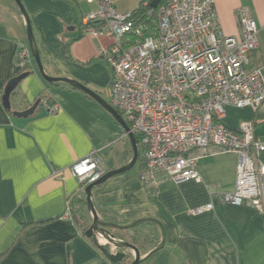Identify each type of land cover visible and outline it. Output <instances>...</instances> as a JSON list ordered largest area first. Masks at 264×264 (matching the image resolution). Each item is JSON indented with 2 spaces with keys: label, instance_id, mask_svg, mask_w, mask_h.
<instances>
[{
  "label": "crops",
  "instance_id": "0c3cea01",
  "mask_svg": "<svg viewBox=\"0 0 264 264\" xmlns=\"http://www.w3.org/2000/svg\"><path fill=\"white\" fill-rule=\"evenodd\" d=\"M141 1L114 0L120 12L133 11ZM215 1L226 35L240 33L239 9L254 17L260 46L251 56L250 67L264 70V0ZM22 2L45 72L83 82L111 104L112 71L100 55L112 39L84 31V17L96 4ZM23 45L29 46L24 14L15 0H0V264H115L85 234L70 209L71 200L85 196L70 166L93 150L101 155L112 148L103 169L122 167L133 157L131 140L97 100L68 83L47 82L35 62L33 73L11 94V109L6 108L5 88L20 70L18 51ZM44 95L50 105L58 106L57 111L40 104L32 116L14 113ZM244 121H253L255 136L264 140V101L258 108L226 106L224 123L229 128L236 130ZM113 140L116 147L110 145ZM138 151L135 166L96 186L92 199L100 213L122 222L157 221L120 232L140 248L143 258L161 246L144 264H264V213L221 198L234 188L237 153L202 158L201 181H167L152 192L140 179V144ZM209 203L212 209L193 212ZM86 217L91 223V212ZM127 253L132 261L133 252Z\"/></svg>",
  "mask_w": 264,
  "mask_h": 264
},
{
  "label": "built area",
  "instance_id": "2783aa9c",
  "mask_svg": "<svg viewBox=\"0 0 264 264\" xmlns=\"http://www.w3.org/2000/svg\"><path fill=\"white\" fill-rule=\"evenodd\" d=\"M88 2L96 8L84 17V31L112 39L100 56L112 71L111 105L129 125L123 135L139 137L144 186L154 192L167 181H201L202 158L234 152L240 157L236 182L221 198L264 213V140L255 136L253 121L236 130L224 123L227 105L258 108L264 101V70L250 67L260 46L250 12L238 10L240 33L231 36L221 29L215 0H163L155 8V36L136 25L132 11H118L114 0ZM33 62L30 47L21 46L19 66ZM40 104L58 110L47 95ZM102 163L97 149L70 166L83 191L105 174Z\"/></svg>",
  "mask_w": 264,
  "mask_h": 264
},
{
  "label": "water",
  "instance_id": "95a60500",
  "mask_svg": "<svg viewBox=\"0 0 264 264\" xmlns=\"http://www.w3.org/2000/svg\"><path fill=\"white\" fill-rule=\"evenodd\" d=\"M15 1L19 5L22 13L25 16L26 24H27V37H28L29 47H30L31 53H32L34 60H35V63L37 64L38 70H39L40 74L42 75V77L49 83L64 82V83H68L69 85H71V86H73L79 90L84 91L89 96H91L95 100H97L101 105H103V107H105L117 119V121L122 125L124 131H129V125L124 120L121 113H119V111L117 109H115L97 91L91 89L85 83L80 82L76 79H72V78H68V77L51 76L45 72V69H44V66L42 63V59H41V55H40V51L38 49V46H37V43L35 40V36H34V32H33V28H32V24H31L29 15H28L25 7H24L22 0H15ZM159 2H160V0H153L151 2L150 6L153 9H155V8H157ZM28 75H29L28 72H24L18 76H15L14 78H12L8 82V84L5 88L4 104H5V107L8 108L9 110L11 109V100H10L11 93L18 86V84L24 78H26ZM39 105H40V98L37 99L34 102V104L31 107H29L28 109H25L23 111H15L14 113L17 115H20V116L28 117V116L33 115L36 112ZM128 136L131 140L132 149H133V157L130 160V162L123 165L122 167H119L117 169H112L110 171L105 172V174L100 179H98L97 181L87 185L85 188V191H84L85 197H86V202H87V208L91 212V215H92V221H91L89 227L86 229L85 234L88 237L93 238L96 242H98L101 246H103L105 251L108 253L110 260L115 264L119 263L120 261H122L127 256V254H128L127 250L128 249L131 250L134 254L133 260L130 264H141L143 257L141 256L140 248L135 243H132L130 241H127L125 239H121V238L117 237L116 235L111 233V231L108 229L109 224L102 222L100 220L98 212L96 210V207L93 203L92 190L96 186L105 182L107 179H109V178H111L117 174L126 172L135 166V164L137 163L138 158H139L137 138L133 133H129ZM100 239L106 240L107 243L101 244ZM106 245H109L110 247L114 246L117 249V251L116 252L109 251V249H107Z\"/></svg>",
  "mask_w": 264,
  "mask_h": 264
},
{
  "label": "trees",
  "instance_id": "16d2710c",
  "mask_svg": "<svg viewBox=\"0 0 264 264\" xmlns=\"http://www.w3.org/2000/svg\"><path fill=\"white\" fill-rule=\"evenodd\" d=\"M153 0H142L139 6L132 11L133 18L136 20V25L137 26H142L143 30L146 35H157L158 34V22H157V16H156V9H153L150 4ZM163 0H160L162 2ZM152 10V13L150 14L149 12ZM131 41H135L136 37L133 34H130ZM35 62V60H34ZM33 62V64H34ZM33 64H27L24 65L23 67H20L19 72L16 74V76L28 72L29 75L33 73ZM14 78V77H13ZM16 89V88H15ZM13 90V92L15 91ZM12 92V93H13ZM11 93V94H12ZM40 106V105H39ZM39 108V107H38ZM37 111V110H36ZM35 114V113H34ZM33 114V115H34ZM32 116V115H31ZM137 143L139 142V137L137 136ZM140 160V157L138 158V161ZM143 167V163H142ZM94 203V202H93ZM87 202H86V197L82 196H76L73 200L70 202V209L74 213L75 218L77 219V222L79 225L86 231V229L89 227L90 223L89 220L87 219V215L90 216V211L87 208ZM99 215V218L102 222H105L109 224L108 229L116 235L117 237L121 239H125L122 234H120L121 231L125 230H134L138 229L139 227L143 225H148L151 223H157L154 219L151 218H144V219H139L134 222H122L118 220L117 218L106 214V213H100L98 209H96ZM91 238V237H90ZM96 244H98L105 253H107L104 249L103 246H101L98 242H96L93 238H91ZM126 240V239H125ZM136 240L135 236L133 237V241ZM128 241V240H127ZM161 246L159 245L155 250L150 252L148 256L142 258L141 264H144L148 259L153 257L159 250ZM108 255V253H107ZM130 256L127 254V256L120 261L119 263L116 264H130L132 261L129 260Z\"/></svg>",
  "mask_w": 264,
  "mask_h": 264
},
{
  "label": "rangeland",
  "instance_id": "374dc122",
  "mask_svg": "<svg viewBox=\"0 0 264 264\" xmlns=\"http://www.w3.org/2000/svg\"><path fill=\"white\" fill-rule=\"evenodd\" d=\"M36 65H37V64H36ZM37 67H38V66H37ZM114 140H115V139H114ZM114 140L110 142V145H113V146L116 147V145H115V141H114ZM111 150H112V148H111V149H106V151L103 152V153L101 154L104 163H106V161H107L108 159H110V157H107L106 153H109V155H110ZM136 168H137V166H136Z\"/></svg>",
  "mask_w": 264,
  "mask_h": 264
}]
</instances>
